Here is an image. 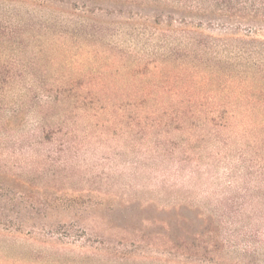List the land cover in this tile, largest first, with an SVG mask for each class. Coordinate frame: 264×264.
Instances as JSON below:
<instances>
[{"label": "rangeland", "instance_id": "374dc122", "mask_svg": "<svg viewBox=\"0 0 264 264\" xmlns=\"http://www.w3.org/2000/svg\"><path fill=\"white\" fill-rule=\"evenodd\" d=\"M219 0H0V264H264V18Z\"/></svg>", "mask_w": 264, "mask_h": 264}, {"label": "trees", "instance_id": "16d2710c", "mask_svg": "<svg viewBox=\"0 0 264 264\" xmlns=\"http://www.w3.org/2000/svg\"><path fill=\"white\" fill-rule=\"evenodd\" d=\"M231 10H239L245 18H264V0H219Z\"/></svg>", "mask_w": 264, "mask_h": 264}]
</instances>
